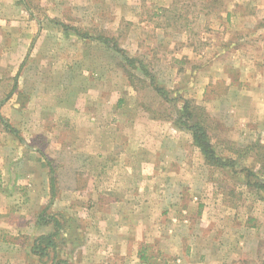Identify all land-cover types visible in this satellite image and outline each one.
I'll list each match as a JSON object with an SVG mask.
<instances>
[{
  "label": "crops",
  "instance_id": "obj_1",
  "mask_svg": "<svg viewBox=\"0 0 264 264\" xmlns=\"http://www.w3.org/2000/svg\"><path fill=\"white\" fill-rule=\"evenodd\" d=\"M39 1L62 26L64 19L54 18L60 16L55 13L74 11L101 19L108 11L115 22L140 8L155 15L169 12L178 2ZM262 22L253 23L255 37L241 41L263 46ZM84 34L79 40L92 44L86 42L89 48L72 55L82 63L76 98L51 107L36 104L32 110L30 97L27 106H19L25 116L13 126L20 128L25 144L4 130L0 133L13 139L12 147L5 137L0 140V264H41L32 253L34 239L53 232L55 220L64 224L70 214L81 222L85 236L77 251L92 253L93 259L81 264H227L235 259L238 264H262L260 193L245 177H224L227 169L206 162L190 130L137 100L124 69L95 50L103 46L113 52V47L99 34ZM245 67L236 80L238 102L208 94L196 102L221 117L227 142L249 147L264 130V71ZM31 86V92L40 90ZM21 88L19 82L13 89ZM233 90L230 85L228 92ZM245 107L255 110L238 116Z\"/></svg>",
  "mask_w": 264,
  "mask_h": 264
},
{
  "label": "rangeland",
  "instance_id": "obj_2",
  "mask_svg": "<svg viewBox=\"0 0 264 264\" xmlns=\"http://www.w3.org/2000/svg\"><path fill=\"white\" fill-rule=\"evenodd\" d=\"M41 5L39 0H0V133L4 130L14 136L6 125L13 126L19 116H25L19 113V106H27L30 97L33 99L32 110L36 104L37 107H51L67 102L72 96L76 98L73 90H76L77 82L83 80L79 67L82 63L78 58L72 59V55L89 48L86 42L92 44V41L79 40L78 36L83 33L112 37L115 40L111 39V48L117 39V45L128 57L142 61V65L153 73L156 81L167 89L168 100L149 85V80L134 78L133 84L137 90L136 99L158 116L176 119L184 104L182 98L200 107L202 105L196 101L205 99L207 94L218 96L219 100L221 96H229L235 101L239 93L236 80L240 79L241 69L246 66L250 70L264 71V45L241 41L244 36L251 39L257 35L254 21L264 23V0H178L174 10L169 12L155 15L140 8L129 13L126 20L115 22L113 13L108 11L101 19L87 18L74 11L63 13V16L55 13L60 16L54 18L64 19L66 25L63 26L50 19L53 14L44 11ZM16 7L19 10L16 11ZM157 36L162 42L156 41ZM143 39L149 42L144 43ZM95 50L101 52L102 58L120 67L122 53L115 49L113 52L105 50L103 46ZM183 55L185 58H181ZM128 69L140 73L139 68L129 66ZM73 73H76L74 77ZM19 82L23 88L15 91ZM228 82L234 89L231 93ZM31 84L40 90L29 91ZM202 108L206 110L204 124L216 149L222 151L223 157L241 156L239 160L237 158L235 168L227 169L223 176L230 181L241 180L247 175L244 169L249 167L256 169L258 179H264V130L250 147L237 146L224 139L221 117L212 115L204 106ZM253 110L255 108H240L238 116L243 117L245 112L253 113ZM24 125L27 128L28 125ZM13 127L20 134V128ZM261 128L264 129V124ZM20 136L21 139L16 136L13 139L25 144L26 140ZM4 137L6 144L12 147L13 139L0 136V140ZM82 182L87 187V180ZM80 223L70 214L64 221L65 231L60 235L64 239L59 236L57 255L71 264L93 259L92 253L77 251L81 239L85 242ZM258 247V256L264 264V239L258 242ZM53 256V251H49L48 256H37L36 259L41 264H52ZM30 259L33 261L34 258ZM227 264H238V261L235 259Z\"/></svg>",
  "mask_w": 264,
  "mask_h": 264
},
{
  "label": "trees",
  "instance_id": "obj_3",
  "mask_svg": "<svg viewBox=\"0 0 264 264\" xmlns=\"http://www.w3.org/2000/svg\"><path fill=\"white\" fill-rule=\"evenodd\" d=\"M98 36L99 37L97 38H101L103 39V41L105 40L106 44L108 45L110 44V42H113L110 38L102 36L101 34H99ZM114 42L115 43L113 44V49H115L116 52L123 54V59L121 61L122 63L119 65L122 69H124L132 85L135 86L133 84L134 78L138 80L140 79V81L144 80L145 82L149 80V85H151L159 95L163 96L164 100H168L167 96H165L168 93L167 89H165L164 86L160 85L156 81L153 73L149 71L144 64L142 65V61L139 60V62H137L136 59L128 57L124 50L117 45L116 41ZM138 65H140V67H136ZM129 66L137 69L139 68L141 72H143V76L135 74L132 69H128ZM182 100L184 104L178 111V117H176L175 119L176 124L179 127L188 129L192 132L194 142L199 147L208 164L220 168L233 170L237 164V158L239 160V157L241 156L238 155L237 158H233L223 157L221 154H219L216 147L212 143L211 136L208 132V127L204 124V114H206V110H204L202 106L200 107L198 105L193 104L192 101L189 99L182 98ZM6 126L8 127L10 133H12L17 138L21 139L20 134L17 133L16 129L12 125L8 124ZM244 170L247 173L245 178L250 184L254 186L256 191L260 193L261 199L264 200V179H258L259 173L256 171L255 168L246 167ZM55 226L56 227L53 232L48 234H42L34 239L32 244V253L40 258H43L49 255V251H53L54 256L52 264H71L70 261H68L67 259L59 258L57 255V250L59 248V236L63 234L62 231H65V224L61 223L59 220H55ZM60 238L62 239L63 237L60 236Z\"/></svg>",
  "mask_w": 264,
  "mask_h": 264
}]
</instances>
